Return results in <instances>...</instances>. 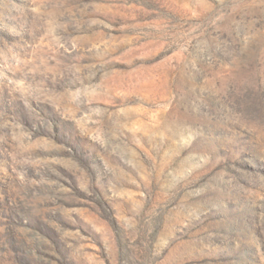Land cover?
Wrapping results in <instances>:
<instances>
[{"label":"rangeland","instance_id":"1","mask_svg":"<svg viewBox=\"0 0 264 264\" xmlns=\"http://www.w3.org/2000/svg\"><path fill=\"white\" fill-rule=\"evenodd\" d=\"M0 264H264V0H0Z\"/></svg>","mask_w":264,"mask_h":264}]
</instances>
